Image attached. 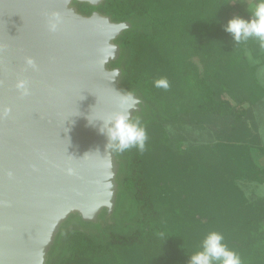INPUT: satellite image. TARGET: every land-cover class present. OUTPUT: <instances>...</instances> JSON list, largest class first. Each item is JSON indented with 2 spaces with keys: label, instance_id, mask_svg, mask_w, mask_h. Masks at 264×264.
I'll return each instance as SVG.
<instances>
[{
  "label": "trees",
  "instance_id": "obj_1",
  "mask_svg": "<svg viewBox=\"0 0 264 264\" xmlns=\"http://www.w3.org/2000/svg\"><path fill=\"white\" fill-rule=\"evenodd\" d=\"M76 3L85 14L96 8L115 21L132 22L117 38L123 53L112 66L123 68L120 88L144 101L134 120L147 140L142 152H117L120 204L132 207L131 223L119 229L101 223L88 232L72 221L50 264H188L202 232L211 230L223 234L242 264H264V197L247 200L237 184L246 178L264 182V168L252 158L253 148L264 155V138L248 122L254 119L253 107L264 101L257 75L264 52L258 41L237 44L224 30L238 2ZM249 54L260 61L251 63ZM161 78L168 81L167 89L155 87ZM188 127L212 132L217 140L174 153L171 144ZM195 213L204 216L203 227Z\"/></svg>",
  "mask_w": 264,
  "mask_h": 264
},
{
  "label": "water",
  "instance_id": "obj_2",
  "mask_svg": "<svg viewBox=\"0 0 264 264\" xmlns=\"http://www.w3.org/2000/svg\"><path fill=\"white\" fill-rule=\"evenodd\" d=\"M103 1L0 0V264H50L72 221L97 227L119 209L121 160L99 127L120 96L133 120L144 101L120 88L123 68L112 66L132 22L75 4Z\"/></svg>",
  "mask_w": 264,
  "mask_h": 264
},
{
  "label": "clouds",
  "instance_id": "obj_3",
  "mask_svg": "<svg viewBox=\"0 0 264 264\" xmlns=\"http://www.w3.org/2000/svg\"><path fill=\"white\" fill-rule=\"evenodd\" d=\"M60 22L59 14L53 13L48 21L49 30L56 31ZM224 30L231 34L237 44L254 39L264 47V0H257L248 18L239 15L231 17L224 25ZM26 63L35 66L31 58H28ZM154 84L157 88L169 87L164 78L156 80ZM16 87L23 95L29 94L27 80H18ZM132 107L130 97L120 96L116 110L102 120L103 123L99 127V132L107 137L106 146L113 152L122 153L132 148L142 152L145 149L147 134L139 121L131 118ZM188 264H242V261L239 253L225 243L223 234L211 230L202 239L199 250L189 256Z\"/></svg>",
  "mask_w": 264,
  "mask_h": 264
},
{
  "label": "rangeland",
  "instance_id": "obj_4",
  "mask_svg": "<svg viewBox=\"0 0 264 264\" xmlns=\"http://www.w3.org/2000/svg\"><path fill=\"white\" fill-rule=\"evenodd\" d=\"M237 1L238 4L234 7L233 11H231V15L236 16H246L250 15L251 9L255 6L254 0H233ZM84 3V2H80ZM78 10L80 9L75 2ZM233 4V2H232ZM80 11V10H79ZM261 51L264 52V47L261 48ZM249 60L251 63H257L260 61V59H254L252 58L251 54H249ZM258 79L260 82L264 85V65L260 66L257 72ZM247 106V105H245ZM253 114L254 119L248 120L251 128L253 130H257L259 134H262V137L264 138V101L255 105L253 107ZM177 137H180V141H175V144H171V149L174 153H178L180 150L188 147L190 144H203L208 143L209 145L213 144L217 137L214 135V133L211 132V134L204 130V129H197L196 127H188L187 130L183 131L181 130L178 132ZM252 158L254 160V163L256 166L260 168H264V155L259 152L257 148L252 149ZM247 168L250 169L249 166L246 165ZM246 168V169H247ZM248 170V169H247ZM237 184L239 188L241 189V194H243L244 198L247 200H251L254 198H261L264 197V182H261L260 179L254 180L252 178H246V179H238ZM132 207L128 202H124L123 204L119 205V209L116 211L114 216L111 218L104 219L101 223L104 224H110L112 227H116L117 229L123 227L125 224H130L131 221L128 219L132 213L131 211ZM127 212H129L127 214ZM195 219H197V223H199L201 226L204 225V216H202L199 213H195ZM70 223V222H68ZM73 225V224H72ZM70 225L69 227H72ZM75 226H78L79 228H82L81 224H76ZM83 226H85L83 224ZM203 227V226H202ZM86 231L88 232H95L93 227L86 226ZM204 237V232H202V238ZM52 259H55V257H52Z\"/></svg>",
  "mask_w": 264,
  "mask_h": 264
}]
</instances>
